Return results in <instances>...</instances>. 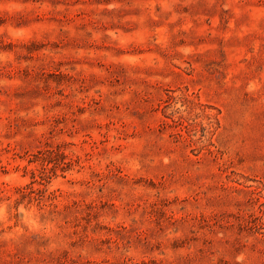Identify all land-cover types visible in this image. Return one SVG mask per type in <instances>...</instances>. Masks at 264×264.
I'll return each instance as SVG.
<instances>
[{
  "label": "rangeland",
  "instance_id": "374dc122",
  "mask_svg": "<svg viewBox=\"0 0 264 264\" xmlns=\"http://www.w3.org/2000/svg\"><path fill=\"white\" fill-rule=\"evenodd\" d=\"M0 264H264V0H0Z\"/></svg>",
  "mask_w": 264,
  "mask_h": 264
}]
</instances>
